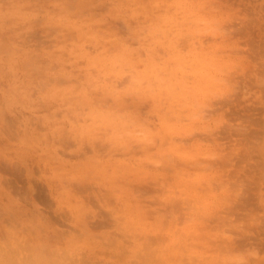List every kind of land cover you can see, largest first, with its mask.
I'll return each mask as SVG.
<instances>
[{"label":"rangeland","instance_id":"obj_1","mask_svg":"<svg viewBox=\"0 0 264 264\" xmlns=\"http://www.w3.org/2000/svg\"><path fill=\"white\" fill-rule=\"evenodd\" d=\"M0 264H264V0H0Z\"/></svg>","mask_w":264,"mask_h":264},{"label":"bare ground","instance_id":"obj_2","mask_svg":"<svg viewBox=\"0 0 264 264\" xmlns=\"http://www.w3.org/2000/svg\"><path fill=\"white\" fill-rule=\"evenodd\" d=\"M3 258V257H2ZM4 259H6V258H4ZM13 259V258H12ZM24 259V258H23ZM27 259H28V257H27Z\"/></svg>","mask_w":264,"mask_h":264}]
</instances>
